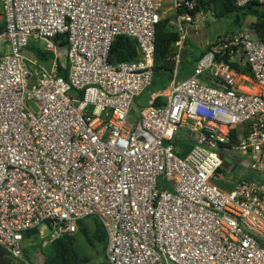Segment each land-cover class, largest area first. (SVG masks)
<instances>
[{
    "label": "built area",
    "instance_id": "2783aa9c",
    "mask_svg": "<svg viewBox=\"0 0 264 264\" xmlns=\"http://www.w3.org/2000/svg\"><path fill=\"white\" fill-rule=\"evenodd\" d=\"M253 1L264 2L235 4ZM0 5V42L9 46L0 55V248L7 255H23L30 231L49 244L95 217L109 264H264V42L248 22L207 45L179 78L186 35L197 34L209 12L196 10L198 0ZM163 17L178 33L172 77L130 118L152 84ZM64 34L67 49L55 40ZM119 35L137 41L138 59L109 62ZM31 39L43 42L47 64L24 54ZM248 81L263 93L241 91ZM157 97L162 104H153ZM236 152L246 155L249 174L228 187L220 170L239 165Z\"/></svg>",
    "mask_w": 264,
    "mask_h": 264
},
{
    "label": "trees",
    "instance_id": "16d2710c",
    "mask_svg": "<svg viewBox=\"0 0 264 264\" xmlns=\"http://www.w3.org/2000/svg\"><path fill=\"white\" fill-rule=\"evenodd\" d=\"M202 7L204 10H208L214 13L215 17H225L228 14H235L234 24L236 27L242 25L247 18H251L248 22L252 35L264 42V2L253 1L249 4L238 7L235 4V0H198L196 10ZM5 23L0 24V30H4ZM58 41V45L67 49V40L64 35L55 37ZM178 40V33L169 24V18L163 17L159 20L155 31L154 42V63H153V80L148 90L157 92L165 90L172 77L174 63L171 59L176 49L175 42ZM185 44L186 41H185ZM209 46H203L200 52L191 58L183 56L181 54V67L179 71V78L188 76L196 63V61L206 52ZM25 49L32 53L33 57L37 58L44 64H47L50 53L46 52L43 47L38 45V41L29 40ZM189 50H186L188 52ZM139 50L137 41L128 36H117L110 47L108 60L112 64L119 62H129L138 59ZM227 59V58H226ZM228 60V59H227ZM231 66L238 72L245 75H250L249 67L244 63L231 62ZM59 73L64 77L67 74V70L59 69ZM147 90V91H148ZM150 97V96H149ZM163 103L162 97H157L153 104L159 105ZM79 222L78 232L84 238L88 245L94 246L95 242L100 245V249L104 252L106 246V234L99 223L94 218L93 228L86 226L83 222ZM32 231L26 234L29 236ZM77 232V233H78ZM77 233L73 236H63L52 240L47 248L42 251L43 264H86L90 261V254L85 252L77 242ZM6 252L0 248V255H5ZM98 264V263H93Z\"/></svg>",
    "mask_w": 264,
    "mask_h": 264
},
{
    "label": "rangeland",
    "instance_id": "374dc122",
    "mask_svg": "<svg viewBox=\"0 0 264 264\" xmlns=\"http://www.w3.org/2000/svg\"><path fill=\"white\" fill-rule=\"evenodd\" d=\"M0 11H1V5H0ZM234 16L235 14H228L225 17H215L214 13L204 12V21H200V29L197 34L187 33L185 41L187 44H184L183 49V56L190 57L196 56L200 49L203 46L213 44L218 37L223 36L226 33L232 32L236 25L234 24ZM249 19L247 18L245 22H248ZM38 45L40 47H43V42L38 41ZM186 50H189L186 52ZM9 52V47L6 45L4 47V54ZM24 54L28 58H33L32 53H30L29 50L25 49ZM151 90L145 91L143 94H141L139 97L135 99V102L133 103L131 107L130 112V118L136 117L138 114V109L141 107H145L149 104V96L151 94ZM232 156L240 161L239 165L236 166L233 163L232 172H227L226 169L220 170L222 172L223 177H225V181L228 182V187L232 185L233 183L237 182L240 178L247 176L249 174V169L246 168L247 166V159L246 155L241 152H236L235 154H232ZM158 186H160V181L158 182ZM95 217H89L85 219L83 222L86 226L93 228ZM43 229L44 234H49L47 227H41ZM79 234V235H78ZM77 242L79 246L88 254H90V261L86 264H93V263H107L106 257H105V251L103 252L100 249V245L95 242L94 246H90L87 244V242L84 240V238L80 235V230L77 233ZM46 237L41 236L36 230H33L29 236H27V239L25 240V247L23 251V257L26 259L28 263L31 262L30 259L34 260V264H40L42 263V251L45 250L48 246V243H46ZM32 264V262H31ZM109 264V263H108Z\"/></svg>",
    "mask_w": 264,
    "mask_h": 264
},
{
    "label": "flooded vegetation",
    "instance_id": "af4514ba",
    "mask_svg": "<svg viewBox=\"0 0 264 264\" xmlns=\"http://www.w3.org/2000/svg\"><path fill=\"white\" fill-rule=\"evenodd\" d=\"M24 255V254H23ZM23 255L20 258H13L7 254L0 255V264H34V260L30 259L31 262L28 263L26 259L23 257Z\"/></svg>",
    "mask_w": 264,
    "mask_h": 264
},
{
    "label": "crops",
    "instance_id": "0c3cea01",
    "mask_svg": "<svg viewBox=\"0 0 264 264\" xmlns=\"http://www.w3.org/2000/svg\"><path fill=\"white\" fill-rule=\"evenodd\" d=\"M249 19V21L248 22H250L251 21V18H248ZM1 23H3V18H2V12L0 11V24ZM235 30V29H234ZM190 34V33H189ZM193 34V33H192ZM8 46V43L5 41V42H0V55L2 54V52H4V47L5 46ZM9 47V46H8ZM33 58H35V57H33ZM37 59V58H36ZM243 81H245L244 80V78H243ZM249 82V84L246 86V87H243L244 88V90H247V91H255L256 90V87H255V85L251 82V81H248ZM40 264H43V262L41 263L40 262Z\"/></svg>",
    "mask_w": 264,
    "mask_h": 264
},
{
    "label": "bare ground",
    "instance_id": "6f19581e",
    "mask_svg": "<svg viewBox=\"0 0 264 264\" xmlns=\"http://www.w3.org/2000/svg\"><path fill=\"white\" fill-rule=\"evenodd\" d=\"M242 78H244V77H240L239 79L242 80ZM237 83H241V82H237ZM255 87H256V90L255 91H247V90H244V89H241V88H239V89L241 91H247V92H251V93H260V94L263 93V90L260 87H258L257 85H255Z\"/></svg>",
    "mask_w": 264,
    "mask_h": 264
},
{
    "label": "water",
    "instance_id": "95a60500",
    "mask_svg": "<svg viewBox=\"0 0 264 264\" xmlns=\"http://www.w3.org/2000/svg\"><path fill=\"white\" fill-rule=\"evenodd\" d=\"M99 264H108V263H99Z\"/></svg>",
    "mask_w": 264,
    "mask_h": 264
}]
</instances>
